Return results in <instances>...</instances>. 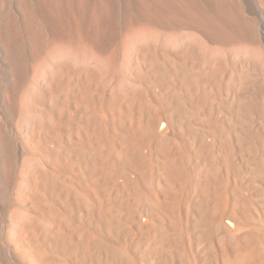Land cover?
Segmentation results:
<instances>
[{"label":"bare ground","instance_id":"obj_1","mask_svg":"<svg viewBox=\"0 0 264 264\" xmlns=\"http://www.w3.org/2000/svg\"><path fill=\"white\" fill-rule=\"evenodd\" d=\"M261 44L264 0H0V264L5 231L37 264H264L251 230L215 247L226 193L250 209L203 164L264 158Z\"/></svg>","mask_w":264,"mask_h":264},{"label":"rangeland","instance_id":"obj_2","mask_svg":"<svg viewBox=\"0 0 264 264\" xmlns=\"http://www.w3.org/2000/svg\"><path fill=\"white\" fill-rule=\"evenodd\" d=\"M192 38L194 39L197 38V35L193 33ZM193 46H194L193 47L194 52L201 50V49H205L209 52L213 51V49L211 50V48L207 47L209 45L203 41L196 40ZM257 53H259L260 56L264 55V44H261L260 49ZM123 57L126 59L127 57L126 52L123 54ZM225 117L228 123L233 124L231 117H229L228 115ZM203 119L205 122H207V118L204 117ZM159 129L160 130L162 129L163 131L166 129V127L159 125ZM193 129L196 131L197 134H201V133L203 134V132H207L208 134L205 137L207 142H210L213 140L212 137H210L209 135L210 132H212V130L200 127L198 125H193ZM245 139L246 137L244 135L240 133L237 134L236 142L232 144L233 154L231 156L230 162L226 163L223 161L224 158H223L222 152L219 149H217L218 144L213 145L211 152L207 155V158L208 157L209 158L208 159L205 158V161L203 162L204 165L209 164L211 162L216 163L219 169V170L217 169V172L219 175V179H221L222 184L228 187H235L237 189L236 193L237 194L239 193L238 194L239 197H242L246 200L247 205L250 209V215L248 217L240 216L236 211H233L232 202L228 200L229 194L226 193V195L222 199V205L219 208V211L221 214H224V215L230 214V213L234 214L239 220V222L241 223V225L236 226L234 223H229L231 222L230 218H226V216L223 218H219L217 222V225L219 228L215 234V240L218 243L215 241V243L217 244V245L215 244V247L216 246L221 247L223 245V241L225 240V238L228 239L230 237L227 230L223 228L224 224H226V226H228V228L233 232V233L230 232L232 235H238L244 232L245 230H249V231L251 230V232H253L254 234L258 236L259 235L262 236L263 242H264V229H263L264 228V223H263L264 222V219H263L264 218V158H260L258 160H254V159L250 160V158H248L249 157L248 155L236 149V148L242 149V147L246 145V143L248 144V142L245 141ZM217 159H219L218 163L220 166L217 163ZM45 160H46L45 156L39 149L31 148L29 149V153L26 157L19 159V165L21 164V166H26V167H31V166L43 167ZM233 160H234V163H232ZM23 188H24V180L22 178L17 181V187L12 195V200L15 204V208L13 209V211L20 218L26 217L25 210H24V205H25L24 197L22 194ZM5 216H6L5 212L0 213V224H3L2 219H4ZM145 220H146V215H143L142 217H140V221L143 222ZM4 236L11 246L12 253L18 260H20L23 264H37V260L34 257H32V255L30 254V251L24 248L23 245L15 242V240L13 239V236L11 235L9 231H5ZM202 247H203L202 244L198 245L197 249L199 250ZM193 256H194V253H193ZM220 260L221 259L219 258L218 264L222 263V260L221 261Z\"/></svg>","mask_w":264,"mask_h":264}]
</instances>
